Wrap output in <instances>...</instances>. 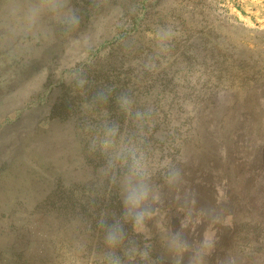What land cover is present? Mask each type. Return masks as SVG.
<instances>
[{"label": "rangeland", "instance_id": "rangeland-1", "mask_svg": "<svg viewBox=\"0 0 264 264\" xmlns=\"http://www.w3.org/2000/svg\"><path fill=\"white\" fill-rule=\"evenodd\" d=\"M0 18V264H264V0Z\"/></svg>", "mask_w": 264, "mask_h": 264}, {"label": "crops", "instance_id": "crops-1", "mask_svg": "<svg viewBox=\"0 0 264 264\" xmlns=\"http://www.w3.org/2000/svg\"><path fill=\"white\" fill-rule=\"evenodd\" d=\"M17 16V15H16ZM49 17H50V13L49 14H47L46 16H43L36 24H30V25H28L27 26V28H29V33H30V35L31 36H34L35 34H39L40 32H38V29H36L37 28V26L39 25V24H43L44 22H45V26L48 24V22L51 20V18H50V20H49ZM15 20H17V18H14ZM47 19V20H46ZM1 18H0V22H1ZM26 28V29H27Z\"/></svg>", "mask_w": 264, "mask_h": 264}]
</instances>
